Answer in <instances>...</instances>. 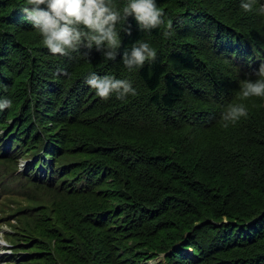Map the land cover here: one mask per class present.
Listing matches in <instances>:
<instances>
[{
    "label": "trees",
    "instance_id": "16d2710c",
    "mask_svg": "<svg viewBox=\"0 0 264 264\" xmlns=\"http://www.w3.org/2000/svg\"><path fill=\"white\" fill-rule=\"evenodd\" d=\"M23 2L0 0V96L13 100L0 112V171L32 158L13 177L26 188L8 216L11 264H264V98L243 101L247 118L222 119L257 79L264 17L240 0H157L171 35L129 18L120 51H157L129 72L119 55L51 54L14 7ZM91 72L137 94L103 100Z\"/></svg>",
    "mask_w": 264,
    "mask_h": 264
},
{
    "label": "clouds",
    "instance_id": "9594fccd",
    "mask_svg": "<svg viewBox=\"0 0 264 264\" xmlns=\"http://www.w3.org/2000/svg\"><path fill=\"white\" fill-rule=\"evenodd\" d=\"M14 7L20 9L24 14L23 19L39 33L43 46L51 54L66 56L84 49L82 55L87 56L95 50L106 61L115 60L119 55L129 72L139 70L157 56L156 49L147 41H137L130 49L120 51L121 32L129 31L125 27L129 18L135 21L138 30L150 33L163 26V37L171 35V21L166 18L157 0H124L119 8L114 6L113 0H24ZM239 7L246 13L255 11L264 17V0H240ZM255 75L257 79H247L242 83L239 90L241 102L226 106L222 113L224 127L247 118L248 110L244 100L250 97L264 98V61L260 63ZM85 83L103 100L112 96L123 100L137 94L130 80L112 75L99 76L91 72ZM12 104L10 97L0 96V112L10 109ZM12 220L10 224L14 223ZM0 229L3 230L0 231V244L9 243L11 249L8 238L4 239V231L7 236L13 226L0 224Z\"/></svg>",
    "mask_w": 264,
    "mask_h": 264
},
{
    "label": "rangeland",
    "instance_id": "374dc122",
    "mask_svg": "<svg viewBox=\"0 0 264 264\" xmlns=\"http://www.w3.org/2000/svg\"><path fill=\"white\" fill-rule=\"evenodd\" d=\"M46 160H51V158L46 157ZM31 163H32V158L19 156L18 163L13 165L16 168L15 173H6L0 171V224H8L10 227H12L14 223L16 224V219H13L12 222L14 223H11L12 224L11 225L8 216L14 209H16L19 206V203L13 202L14 200L19 198L21 199V204L25 203V201H23V199L19 197V193H22L23 189H25L26 186L21 182L20 178H13V177L15 176L16 173H20V175H23V173H28L29 166L31 165ZM37 174L40 177H44V173L42 171H38ZM2 182L4 183L2 184ZM2 201L9 203V206L3 208L1 206ZM0 231L3 230L0 229ZM7 237L11 239V237L15 238V235L12 236L7 233L6 236V231H4V239H6ZM9 246H10L9 243L0 244V264L12 263V260L15 255L12 253V250L10 249ZM161 259H164V257L162 256L159 258H151L149 260H146V262L148 264H153Z\"/></svg>",
    "mask_w": 264,
    "mask_h": 264
}]
</instances>
